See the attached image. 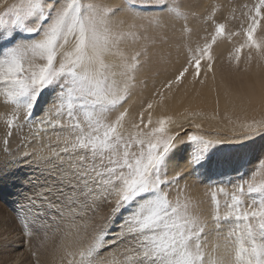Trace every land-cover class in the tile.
I'll return each instance as SVG.
<instances>
[{"label":"snow or ice","instance_id":"obj_1","mask_svg":"<svg viewBox=\"0 0 264 264\" xmlns=\"http://www.w3.org/2000/svg\"><path fill=\"white\" fill-rule=\"evenodd\" d=\"M154 6L166 10L163 17L153 18L163 33L160 42L176 40L179 32L177 46L186 50V63L134 112L132 105H125L138 84L147 85L139 78L140 70L147 63L149 45L157 43V37L117 17L123 12L134 20L136 4L0 3V104L11 106L0 115L7 129L0 163L28 160L44 165L41 174L47 173L52 181L25 197L27 207L17 210V218L28 236L41 229L45 239L48 230L59 236L55 251L63 253L61 264H264V159L235 181L225 176L211 181L204 194L207 201L190 194L187 184L170 198L167 186L189 173L169 175L180 133L170 130L174 121L164 104V89L179 84L190 67L193 80L202 61L207 71L212 70L213 46L226 31L229 41L243 37L234 47L237 61L245 48L249 62L252 50L264 59V36L256 38L264 21V0L239 5L242 18L235 9L224 17L239 19L235 31L213 16L212 29H206L203 43L196 42L194 48V30L188 25L204 15L194 10L196 4L154 0ZM222 7L214 5L213 11ZM49 99L43 117L34 121L41 101ZM157 105L160 115L154 117ZM244 128L238 145L264 138V121L246 123ZM15 135L20 136L18 148L32 143L36 147L13 150L10 142ZM187 139L195 142L188 163L196 168L215 145L224 143L195 134ZM202 175L198 172L197 178ZM40 198L55 213L51 223L37 224L39 214L29 211ZM118 222L119 231L109 239ZM106 248L115 251L101 256ZM32 255L40 264L37 253Z\"/></svg>","mask_w":264,"mask_h":264},{"label":"rangeland","instance_id":"obj_2","mask_svg":"<svg viewBox=\"0 0 264 264\" xmlns=\"http://www.w3.org/2000/svg\"><path fill=\"white\" fill-rule=\"evenodd\" d=\"M2 2L3 0H0V3ZM106 2L109 4H120L123 0H106ZM130 2L137 5L133 9V12L136 13V18L133 20L130 15H126L123 12L117 13V17H125L128 23H135L143 34L157 37V43L149 45L147 63L140 70L139 78L146 79L147 85L138 84L130 96L131 100L129 98L127 101V103H131L128 104L132 105V110L138 112L139 108L147 103L148 97L151 98L149 95L152 96V93L162 88L168 80L174 79L175 74H178L179 69L183 66L181 64L186 63V61L179 63L182 59L177 60V54L179 53L187 57V52L182 47L177 46L180 43L178 39L179 32L176 33V40H170L168 43L160 42L159 37L163 33L153 22V18L163 17L166 11L164 8L154 6V0H130ZM184 2L195 3L196 8L194 10L204 14L198 20H194L188 25L189 28L194 30L191 36L192 47L194 48L196 42L203 43V38L207 35L206 29H212L213 16H215L217 22L226 23L229 30L235 31L236 26L239 25V19L232 21L230 19L225 20L224 17L229 16L231 10L235 9V15L238 18H242L239 5H251L256 3L257 0H184ZM214 5L223 7L214 12ZM204 16H207V22H205ZM167 35L171 37L172 33L168 32ZM261 36H264V21L261 22L256 33L257 39ZM220 39H224L227 45L222 48H217V44L213 46V53L216 58L212 62V70L214 69L220 78L225 74H229V76H232L230 78L234 79V81L247 80V78L251 77V70L256 66L255 64H263L264 59L258 57L255 50H252V60L249 62V49L247 48L241 50L240 59L239 61L236 60L234 47L242 41L243 37H233L232 41H229L226 31L224 36L218 37L217 43L221 41ZM140 43L143 44L144 41ZM229 52H233V55L229 56ZM193 72L194 69L190 67L189 72L181 78L179 84H173L170 90L164 89V96L166 98L169 97L181 86L183 80L192 75ZM209 72L207 71V65L202 61L200 74L195 80L199 82L203 81V83L199 84L205 85L209 79ZM149 88L153 89L148 91ZM156 99L158 100L159 97L157 96ZM50 102V99L47 102L41 101L40 110L33 117L34 121L43 117V109L47 108ZM10 108L11 106L0 104V115L6 114L10 111ZM154 110L153 115L157 117L158 115L154 114ZM197 110L201 112L200 115H195ZM214 111L213 115L208 116L204 115L206 113L204 109L187 110L184 113H192L193 115L189 116L188 119L185 118L186 121L183 120L181 121L182 123L177 122L176 124L172 123L169 125L172 132L180 133L177 144L179 146L182 145L181 147L177 146L179 151H175V156L173 155L176 159L172 157L174 159L170 163L174 164V160L179 159L180 161H176L177 163H181V161L184 163V165L182 164L183 169H181L182 167H178L179 170L192 174L185 175L177 184L167 186L166 191L170 192V198L172 199L176 197L178 189L183 188L187 184L190 194L207 201L209 198L204 194L211 181L220 180L222 176L232 177L235 181L239 175H243L249 172L250 169L255 168L259 164L260 159H264V138L256 137L254 140L245 142L242 145L236 143L245 131L244 125L246 123L254 125L255 121H264V111L256 110L245 115L230 112L228 115L217 106L214 108ZM146 118L147 114H145ZM193 124H200L201 127L199 129L194 128L192 127ZM6 130L4 121L0 120V147H2ZM24 132L28 133V127H25ZM189 134L204 136L205 139L209 140H223L224 143L215 145L209 152L206 162L199 168H196L194 165H189L188 163L195 146V142L187 139ZM47 135H51V133ZM20 142V136L15 135L11 138L10 147L16 150ZM33 147H36L35 143L29 144L26 147H19L18 151L27 152ZM0 158H2V154H0ZM28 159L32 158L29 157ZM18 163L12 165L0 163V174L2 173L0 177V264H37V257L32 255L33 252H36L37 256H39L40 264H48L46 262L48 254L53 255V260L59 256V251H55L56 245L59 243V236H53V230H48L47 239H45V231L43 229L39 232L33 230L32 236L26 235L21 221L17 218V210L22 205L27 207L28 202L25 197L32 196L34 193L41 191L42 188L51 184L52 181L47 176V173L41 174V169L45 167L44 165L29 164L28 160H21ZM178 164L175 163L174 166L176 168L173 166L174 169H172L178 170ZM172 169L169 172L170 176L175 174V171ZM198 172L204 173L199 179L197 178ZM201 180L203 182H200ZM35 205L29 211L30 213L37 212L39 214L36 223H51L50 218L55 213L48 210L47 201L42 198L36 199ZM29 218H32L31 215ZM30 230H32L31 227ZM118 231L119 222L109 233V239H112ZM113 251L112 248H106L101 251L100 255L106 257L109 252Z\"/></svg>","mask_w":264,"mask_h":264},{"label":"bare ground","instance_id":"obj_3","mask_svg":"<svg viewBox=\"0 0 264 264\" xmlns=\"http://www.w3.org/2000/svg\"><path fill=\"white\" fill-rule=\"evenodd\" d=\"M107 1H111V0H107ZM220 40L221 41H218L217 43V48L219 47L222 48L225 45H227L224 39H220ZM179 59H182L179 63H181L182 61L183 62L186 61V57L178 53L177 60ZM182 65L184 64H181V66ZM255 65L256 66L253 68V70H251V77L247 78V80L244 79V80L234 81V79L230 78L232 76H229V74H225L220 78L214 69L209 72L210 73L209 79H208V82L205 83V85L199 84L201 82L193 80L192 75L186 77L183 80L181 86H179L178 88L175 86L177 89L175 91L173 90L174 92L169 97L167 98L165 97L166 100L164 104H165L167 114L172 116L174 123L176 124L177 122H181L183 120L186 121L185 118L188 119L189 116H192L193 115L192 113H184L185 111L191 110V109H204L206 110V113L204 115H208V116L213 115L215 113L214 108H216V106L219 109L224 110L228 115L230 114V112L245 115V114L251 113L256 110L264 111V62L263 64L261 63L260 65H258L256 63ZM244 76L246 77V75ZM151 89L153 88H149L148 91ZM149 96L153 98L151 95ZM129 98L131 100V97ZM151 98L148 97V100ZM128 103L131 104L130 102ZM154 109H155L154 114L159 116L160 115L159 106L157 105ZM200 114L201 112L198 110L195 112V115H200ZM177 150H178V147L176 149V152ZM176 154H179V153H176ZM178 157L180 158L179 155ZM174 158H172V160ZM178 160H174V164L172 165L174 166L175 163L178 164L179 162L178 163L176 162ZM182 164L184 165V163H182L181 161V163H179L178 166L176 165L177 168L182 167L181 169H183ZM176 171H180L179 168ZM1 174H0V177H1ZM62 254H63L62 252H59V256L56 257L54 260H53V255L48 254L46 258V262L48 264H59L60 256Z\"/></svg>","mask_w":264,"mask_h":264}]
</instances>
